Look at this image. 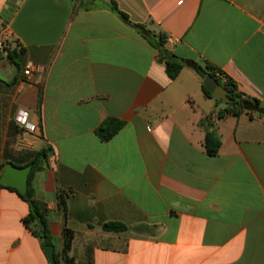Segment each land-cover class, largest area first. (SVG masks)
Wrapping results in <instances>:
<instances>
[{
  "label": "crops",
  "instance_id": "crops-1",
  "mask_svg": "<svg viewBox=\"0 0 264 264\" xmlns=\"http://www.w3.org/2000/svg\"><path fill=\"white\" fill-rule=\"evenodd\" d=\"M6 27L25 53L20 68L0 57V165L52 149L32 185L55 254L68 230L72 264H264V0H0ZM160 33L170 54L221 70L261 109L220 118L227 105L192 67L169 78L151 44ZM28 64L43 69L34 84ZM108 119L124 125L104 142ZM28 214L0 187V264H52Z\"/></svg>",
  "mask_w": 264,
  "mask_h": 264
},
{
  "label": "trees",
  "instance_id": "trees-1",
  "mask_svg": "<svg viewBox=\"0 0 264 264\" xmlns=\"http://www.w3.org/2000/svg\"><path fill=\"white\" fill-rule=\"evenodd\" d=\"M111 9L115 12L125 23L136 29L137 31L143 33L146 36H149L145 27L143 25L133 24L130 22L129 17L122 11H120L116 5L113 3L111 5ZM167 42V36L164 33L158 34V39L153 37V47L159 51L160 59L164 62L166 66L167 75L171 80H176L179 75L181 74L182 70L186 67H192L203 79L206 75H210L215 78L223 87L227 89L229 92V98L231 101L229 103H225L227 108L220 111L218 116L223 118L226 113L239 115L241 112L249 111L252 109H261L260 102L258 100L253 99L245 94H242L238 91L237 84L232 78L228 75L223 73L221 70L212 68L211 66L207 65L206 69L195 62L185 61L179 59L177 56L170 54L166 48L165 44ZM8 48V58L13 61V63L20 68V59L23 57L25 51L19 45H15L14 47L7 44ZM0 57L2 55L0 54ZM222 75L223 79H220L218 75ZM204 94L213 99V95L204 87L202 86ZM223 103L222 101L218 102ZM40 104V101H39ZM124 123L115 119H108L97 131L98 136L104 142L109 141L122 127ZM205 148L207 153L210 156H216L219 152L221 147V142L218 138H216L213 134L207 133L205 139ZM51 148H43L39 152L35 153L32 160L29 162V165L32 167L31 173L29 175V183H28V190L26 194H20L16 189L8 188L14 192H16L27 204L29 205V214L26 218H24L23 223L24 225L32 232V234L37 237L44 245H52V236L50 233L49 227V219H48V211L44 204L38 201L35 197V190L32 185V181L35 175L38 172H41L52 155ZM4 166L0 165V172L3 170ZM1 188H3L0 185ZM59 206L64 215L67 211L66 200L64 196L60 195ZM107 231L111 232H125L129 228L123 224L119 223H108L104 226ZM64 248L62 252V258L60 255L55 254V260L52 264H61L62 261L65 264H72L71 260L66 258V253L70 250L71 243H72V234L68 231H64Z\"/></svg>",
  "mask_w": 264,
  "mask_h": 264
},
{
  "label": "water",
  "instance_id": "water-1",
  "mask_svg": "<svg viewBox=\"0 0 264 264\" xmlns=\"http://www.w3.org/2000/svg\"><path fill=\"white\" fill-rule=\"evenodd\" d=\"M204 87L213 95V98L220 102L229 103V92L215 78L206 75L203 80ZM32 167H16L13 164H7L0 177V185L5 188L16 189L20 194H26L28 190L29 175ZM43 250L48 260L53 263L55 260V248L53 245H44Z\"/></svg>",
  "mask_w": 264,
  "mask_h": 264
},
{
  "label": "built area",
  "instance_id": "built-area-1",
  "mask_svg": "<svg viewBox=\"0 0 264 264\" xmlns=\"http://www.w3.org/2000/svg\"><path fill=\"white\" fill-rule=\"evenodd\" d=\"M11 37H12V34L7 27L0 31V54L3 57L8 58L7 44L9 42V40L11 39ZM42 73H43V69L41 67L33 66L31 64H28L27 66H25V68L23 70V76L25 77L27 82L31 83V84L36 83L37 82L36 75L37 74L39 75ZM218 76L220 79H223L222 75L219 74ZM27 117H28V114L23 113L22 115H20L17 118V122L22 127H26L27 129H29V131L34 132L36 128H35V126H32V125L27 123Z\"/></svg>",
  "mask_w": 264,
  "mask_h": 264
},
{
  "label": "rangeland",
  "instance_id": "rangeland-1",
  "mask_svg": "<svg viewBox=\"0 0 264 264\" xmlns=\"http://www.w3.org/2000/svg\"><path fill=\"white\" fill-rule=\"evenodd\" d=\"M219 105H223V106H225L226 104L223 102V103H220Z\"/></svg>",
  "mask_w": 264,
  "mask_h": 264
}]
</instances>
